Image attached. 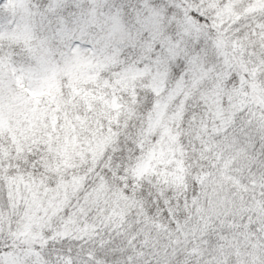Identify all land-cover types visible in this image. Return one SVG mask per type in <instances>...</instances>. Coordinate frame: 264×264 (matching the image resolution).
Listing matches in <instances>:
<instances>
[{"label": "snow or ice", "instance_id": "obj_1", "mask_svg": "<svg viewBox=\"0 0 264 264\" xmlns=\"http://www.w3.org/2000/svg\"><path fill=\"white\" fill-rule=\"evenodd\" d=\"M0 264H264V0H0Z\"/></svg>", "mask_w": 264, "mask_h": 264}]
</instances>
